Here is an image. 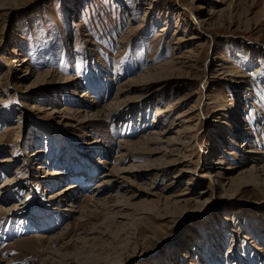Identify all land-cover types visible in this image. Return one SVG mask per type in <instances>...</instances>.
Returning <instances> with one entry per match:
<instances>
[{
    "label": "rangeland",
    "instance_id": "374dc122",
    "mask_svg": "<svg viewBox=\"0 0 264 264\" xmlns=\"http://www.w3.org/2000/svg\"><path fill=\"white\" fill-rule=\"evenodd\" d=\"M0 207V264H264V0H0Z\"/></svg>",
    "mask_w": 264,
    "mask_h": 264
},
{
    "label": "bare ground",
    "instance_id": "6f19581e",
    "mask_svg": "<svg viewBox=\"0 0 264 264\" xmlns=\"http://www.w3.org/2000/svg\"><path fill=\"white\" fill-rule=\"evenodd\" d=\"M164 28V29H163ZM162 30H161V32H164V31H167V29L168 28H165V27H162L161 28ZM159 36H161V35H158L157 37H159ZM192 39H197L198 37L197 36H193V37H191ZM181 41V39H178V42H180ZM18 51L17 50H13L12 51V53H14V54H18L17 53ZM189 54L191 53V51L190 52H188ZM178 59L179 58H184V57H177ZM181 60V59H180ZM6 61L8 62V63H6V65H12L15 61H13V59L12 58H8V59H6ZM27 61L25 60V61H22V63L24 64V63H26ZM179 102V101H178ZM178 102H176V103H178ZM91 103H96V101H92ZM175 103V104H176ZM109 107V106H108ZM225 107V106H224ZM224 107H222V110L221 111H233V110H238L239 108H238V106H236V107H231L230 109H225ZM113 109V104L109 107V110H112ZM97 112V111H96ZM170 112V109H169V107L168 108H165V109H163V108H158L157 110H156V112H155V117L158 119V122L157 123H159V120L163 117V116H165V115H168V113ZM107 113V112H106ZM237 113V112H236ZM87 115V114H86ZM98 115H99V113H95V114H91L90 115V119H92V118H95V117H98ZM101 115V114H100ZM107 115V114H106ZM105 114H103V116H106ZM180 118L181 117H175L174 119H176V120H180ZM93 120V119H92ZM156 121L154 120L153 121V123H155ZM182 122H179L178 124L177 123H174V124H171L172 126L173 125H175V126H178L179 124H181ZM175 128V127H174ZM174 128H168L167 130H160L159 132L158 131H156V132H154V133H152V134H154L155 136H153V137H155V138H149L147 141H149L150 143H152V142H155V141H158V142H161L162 141V139L164 138L163 136H166V135H168L169 133H171V131H172V129H174ZM229 133V132H228ZM230 134V133H229ZM175 135H179V132H176L175 133ZM243 136V135H242ZM152 137V136H151ZM163 143H165V148L164 149H161L162 151V154H163V156L164 157H175V159H173V160H171V161H166V162H164L163 164H161V165H158V167H154L153 165H149L148 167V169H146V171H148L149 172V174L148 175H154V177L155 178H157V177H159L160 175H163V174H165V173H167V172H169L171 169H173V168H175V167H177V166H179V141H175L174 140V138L173 137H171V138H166L164 141H162ZM242 146V147H241ZM240 147L241 148H243V147H245V146H247V147H249L250 146V142H245V144H243L242 143V145H241ZM247 147H246V150H244L243 152H242V154H244L246 157H248V158H251L252 156H251V154H253L254 152L252 151V150H250V149H247ZM252 148V147H251ZM219 152L221 153V154H223L224 153V151L223 150H219ZM221 164H223V162H221V163H218V165H221ZM131 168V167H130ZM129 170V169H128ZM134 170V169H133ZM122 172H128L127 170H122ZM182 172L183 171H181V170H179L178 169V171H177V173L175 174V176H174V178H179L180 176H181V174H182ZM50 176H57L56 174H54V173H52V174H50ZM214 177L216 178V181L217 182H219V178H220V174L218 173V174H215L214 175ZM103 179L105 178V177H102ZM221 179V178H220ZM12 181V179H8V180H6L5 181V188H7L8 187V185H6V184H9L10 182ZM106 184H108V182L106 181V180H102L101 181V183L99 182L97 185H96V187H95V189H98V188H100V189H102V188H104L105 186H106ZM68 190H70V189H74V187H72V186H70V187H68L67 188ZM94 189V190H95ZM189 192H183L181 195H177V196H175L174 198H176V197H179V196H184V195H186V194H188ZM70 193H58V194H55V196H52V197H50V199L51 200H53V202H55V201H58L59 203H61V202H63V200L64 199H69L70 198ZM55 200V201H54ZM71 201V200H70ZM178 202H179V198H178ZM67 207H72V205H67ZM13 210H15L14 208H9V209H3L2 207H0V212H4V213H6V214H10ZM63 211V210H62ZM64 211L65 212H75V211H72V210H68L67 208L66 209H64ZM196 239V238H195Z\"/></svg>",
    "mask_w": 264,
    "mask_h": 264
}]
</instances>
